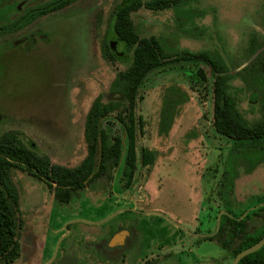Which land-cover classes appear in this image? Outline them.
Segmentation results:
<instances>
[{"label":"rangeland","instance_id":"obj_1","mask_svg":"<svg viewBox=\"0 0 264 264\" xmlns=\"http://www.w3.org/2000/svg\"><path fill=\"white\" fill-rule=\"evenodd\" d=\"M115 1L110 0L111 4ZM188 1V9L184 11L174 7L161 10L141 7L132 14L139 35L165 39L171 53L189 49L220 55L234 75L231 90L238 93L245 117L250 122L264 117V82L261 78L257 81L253 71L256 55L248 57L252 37L264 47V0ZM95 19L94 15L69 11L39 19L35 22L37 26L59 33L55 55L51 51L47 56L32 54L23 60L16 59L11 73L0 69V135L19 131L26 144L49 156L53 163L76 166L84 159L87 113L100 94L104 99L109 98L111 82L130 63L131 55L123 60L103 54L107 35L98 30ZM199 69L208 75L204 84ZM213 80L209 64L192 60H175L147 75L142 86L144 100L140 103V113L148 125L146 135L139 136L138 143L139 147H152L157 155L152 166L139 168L133 193L126 191L121 179L124 161L109 176L89 182L69 202L56 201L55 190L50 191L36 176L14 168L11 180L20 196L21 228L17 235L20 255L9 264H47L43 260V245L46 241L54 242L55 230L62 225L88 230L95 237L102 234L115 221L104 220L119 206L102 199L107 194H115L128 204L135 202L139 207L159 208L186 230L192 231L202 222L203 233L211 227L207 223L209 214L214 213L210 206L239 212L254 205L258 197L264 200V162L251 172L241 167L234 179L231 199L226 197L229 182L224 171L233 173L241 160L251 167L264 153H232V141L216 132ZM173 86L186 92L188 99L180 106L170 133L160 135L162 99L166 89ZM253 94L258 95L254 102ZM110 123H114L113 131L121 132L116 120ZM137 216L146 224H157L159 230L148 229L149 236L154 234L155 239L168 235L169 229L174 228L171 221L156 214ZM160 221H163L161 226ZM143 226L139 228L143 230ZM187 245L188 242L183 248ZM192 245L183 259L171 256L150 264H189L194 260H199L195 264H231L233 261L231 253L216 240L197 237ZM174 249L179 251L182 246Z\"/></svg>","mask_w":264,"mask_h":264},{"label":"trees","instance_id":"obj_2","mask_svg":"<svg viewBox=\"0 0 264 264\" xmlns=\"http://www.w3.org/2000/svg\"><path fill=\"white\" fill-rule=\"evenodd\" d=\"M188 0H131L122 7L121 12L112 17V30L109 38L117 39L124 44L130 63L126 69L117 72L109 87L110 96L104 99L99 95L90 107L85 121L84 137L87 154L76 166H66L53 163L47 155L38 153L30 144L22 139L17 130L4 132L0 135V264H9L20 255L17 239L21 228L18 217L20 196L12 183V170L20 169L36 176L54 191L55 200L59 202L71 201L85 186L96 178L109 176L110 172L124 161L121 179L124 186L130 187L137 178L139 168L152 166L157 152L149 146L139 147V136L146 135L148 123L140 113V103L144 100L142 86L147 75L161 69L175 60H192L205 62L212 68V99L213 126L217 133L232 141V153L247 152L250 154L264 153V117L250 122L238 102V93L232 92L231 80L234 77L229 66L218 54L209 51L182 50L181 53H171L167 45L157 36H140L132 19L131 13L138 7L161 10L174 6L177 9L187 7ZM54 8V7H53ZM110 41V42H111ZM107 42L104 53L108 57H115ZM252 67L256 79L264 82V47L256 44L252 37L249 42L248 57H253ZM124 59V58H123ZM199 77L204 84L208 75L203 69L198 70ZM195 87V85H193ZM241 89H238L240 91ZM253 102L258 95L253 94ZM188 99L186 92L179 87H169L163 96L158 133L167 136L179 113L180 106ZM111 120H116L121 132L112 130ZM127 138V143L125 141ZM126 143V144H125ZM249 154V161L252 155ZM264 162V157L254 160V165L247 167L240 162L234 170H226L228 174V192L226 197L231 199L234 179L240 173L241 167L245 172H251ZM264 200L258 197L255 209L250 210L243 219L238 218L252 206L221 216L220 229L215 235L205 238L216 240L234 257L242 250L254 245L264 237ZM223 207L209 209L211 227L206 233L215 231L217 216ZM213 224V226H212ZM239 264H264V245L254 253L245 256Z\"/></svg>","mask_w":264,"mask_h":264},{"label":"flooded vegetation","instance_id":"obj_3","mask_svg":"<svg viewBox=\"0 0 264 264\" xmlns=\"http://www.w3.org/2000/svg\"><path fill=\"white\" fill-rule=\"evenodd\" d=\"M129 1L131 0H116L111 4L110 0H0V69H3L5 73H11V65L16 59L23 60L25 57H29L32 54L39 53L47 56V53L51 51V53L55 55L54 49L57 51L59 47V33L57 31L53 33V31L47 28L37 26L35 22L51 14L64 13L67 11H69L70 14L96 16L95 26L98 30L103 31L104 34L107 35L105 44H107V42L109 43L108 45L113 55L118 59L128 58L130 55L125 49L124 44L117 39L111 41L109 32L112 30V17L119 14L122 7ZM188 2L189 1L185 4L188 5ZM141 7L148 8L142 5L133 10L131 16ZM187 9L188 7H184L183 9L176 8L177 11H184ZM179 25L182 26L180 23ZM158 38L167 44L165 39ZM103 54L105 55L104 50ZM5 93L6 95L10 94L9 92ZM134 187L133 185L126 187V191L128 193H133ZM104 196L107 200L113 201V204L119 205L115 209L117 210L114 212L116 214L110 218L115 219V221L110 224V228L105 229L102 234L96 237L91 233L87 234L82 230H77L74 243L72 247L69 248L68 256L61 264H75L73 261L82 264H85L84 261H87L88 264H125L128 256L129 259H132V261L135 260L140 264H150L153 261L160 260L161 258L166 259L171 256L177 257L178 260H180L183 259V255L186 254L187 250H191L192 244L196 241L197 237L205 238L202 234H206V232L203 233L201 230L202 222H198L196 228L191 231L179 227L168 219L174 224V228L169 229L170 232L168 235L163 234L164 236L161 238L157 237V239H155L154 234L152 237L149 236L148 229L151 231L159 230L155 226L157 224H146L141 218H138L139 216L137 215L156 214L160 216V218L164 217L158 213L147 212H161L159 208L139 207L135 202H130L128 204L123 201L122 198H117L115 194H107ZM123 197H126L125 193ZM178 219L181 220V218ZM162 222L163 221H160L158 225L161 226L160 224H162ZM177 223L180 224V222ZM141 224H144L143 228L146 230H141L139 228ZM123 231H128L129 234L122 240L119 238L116 239ZM87 236L92 238V240H89V245L84 241ZM114 238L120 241L119 244H112ZM95 241L99 242L96 243ZM186 242H188V247L185 249L183 245H185ZM177 245H181L182 249L175 251L174 247ZM56 247L57 243L55 244L51 256L45 263H48L52 259ZM44 252L45 250H43V258L45 257ZM57 256L58 252L51 264L58 260ZM194 262L199 263V260L191 261L189 264H195Z\"/></svg>","mask_w":264,"mask_h":264},{"label":"crops","instance_id":"obj_4","mask_svg":"<svg viewBox=\"0 0 264 264\" xmlns=\"http://www.w3.org/2000/svg\"><path fill=\"white\" fill-rule=\"evenodd\" d=\"M101 198V197H100ZM102 199H106L105 196H102ZM127 203V202H126ZM175 212H172V214ZM176 214V213H175ZM76 222H80V221H74ZM66 228V229H65ZM77 230H82L85 233H90L88 230H83L77 227L71 228L68 225L64 227V225H62L61 227H59L57 230H55V234L56 239L54 240V242H50L48 243V241L45 242V244L43 245V249L45 250L44 252V258L43 260L47 261L48 258L51 256L54 248H55V244L57 243V241L59 240L57 246H58V264H61L65 261V258L68 256L69 253V248L72 247L74 240H75V233H77ZM126 236V235H124ZM121 239V238H119ZM89 240H92V238H90L89 236H87L84 241L89 245ZM122 240V239H121ZM57 248V247H56ZM47 252V253H46ZM87 260V259H86ZM136 261H132V259L128 258L126 259L125 264H136ZM85 264H88L87 262Z\"/></svg>","mask_w":264,"mask_h":264},{"label":"water","instance_id":"obj_5","mask_svg":"<svg viewBox=\"0 0 264 264\" xmlns=\"http://www.w3.org/2000/svg\"><path fill=\"white\" fill-rule=\"evenodd\" d=\"M264 204V203H263ZM257 206H254V207H251L250 209H248L243 215H241L238 219L241 220L245 217V215L252 209H255ZM148 213H158V214H161L162 216L166 217L167 219L171 220L172 222H174L176 225H178L179 227H182V228H185L182 224H179L177 222H175L174 220L170 219L167 215L159 212V211H147ZM223 213H228L226 211H220L218 216H217V224H216V228H215V231L212 232V233H208V234H202L203 236H212V235H215L218 230L220 229V224H221V216ZM116 213H113L112 215H110L107 219H105L104 221L106 220H109L111 217H113ZM127 233V234H126ZM129 232L128 231H123V233L121 232L117 237L116 239L118 238H121V239H124V235H128ZM120 241H117L115 240V238L113 239L112 241V244L116 245V244H119ZM60 243V242H59ZM264 245V237L262 239H260L258 242H256L254 245L242 250L241 252H239L233 259L232 263L231 264H239V262L247 255L251 254V253H254L256 252L257 250H259L262 246ZM57 252H58V246L55 250V253L53 255V258L47 263V264H51L52 261L56 258V255H57Z\"/></svg>","mask_w":264,"mask_h":264}]
</instances>
